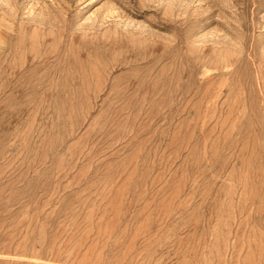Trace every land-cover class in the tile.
I'll use <instances>...</instances> for the list:
<instances>
[{"label": "rangeland", "instance_id": "obj_1", "mask_svg": "<svg viewBox=\"0 0 264 264\" xmlns=\"http://www.w3.org/2000/svg\"><path fill=\"white\" fill-rule=\"evenodd\" d=\"M0 264H264V0H0Z\"/></svg>", "mask_w": 264, "mask_h": 264}]
</instances>
